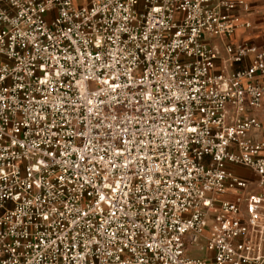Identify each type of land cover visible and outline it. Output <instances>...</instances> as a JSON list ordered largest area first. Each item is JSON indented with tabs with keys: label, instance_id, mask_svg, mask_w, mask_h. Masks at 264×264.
I'll return each mask as SVG.
<instances>
[{
	"label": "built area",
	"instance_id": "built-area-1",
	"mask_svg": "<svg viewBox=\"0 0 264 264\" xmlns=\"http://www.w3.org/2000/svg\"><path fill=\"white\" fill-rule=\"evenodd\" d=\"M0 0V264H264V52L243 0Z\"/></svg>",
	"mask_w": 264,
	"mask_h": 264
},
{
	"label": "crops",
	"instance_id": "crops-1",
	"mask_svg": "<svg viewBox=\"0 0 264 264\" xmlns=\"http://www.w3.org/2000/svg\"><path fill=\"white\" fill-rule=\"evenodd\" d=\"M219 0H213L217 3ZM244 4L239 5L233 14L238 16L242 23L231 38L217 36L209 39V42L217 46L221 52L216 61L217 71L231 73L238 69L248 67L252 61V55H248L242 63H231L226 60L225 47L227 44H248L257 47L264 52V0H243ZM258 79L264 82V75H258ZM249 115L256 117L261 126L250 132L251 136L259 143L264 144V102L261 108L252 109ZM264 156V150L262 152ZM229 169L236 175L250 182V191L264 194V187L257 184L256 174L248 167L229 164Z\"/></svg>",
	"mask_w": 264,
	"mask_h": 264
},
{
	"label": "rangeland",
	"instance_id": "rangeland-1",
	"mask_svg": "<svg viewBox=\"0 0 264 264\" xmlns=\"http://www.w3.org/2000/svg\"><path fill=\"white\" fill-rule=\"evenodd\" d=\"M75 1H77L76 2L77 4H85L86 3V0H75Z\"/></svg>",
	"mask_w": 264,
	"mask_h": 264
}]
</instances>
